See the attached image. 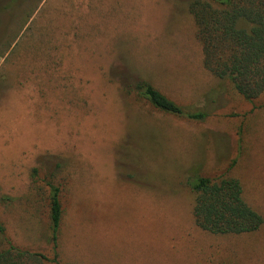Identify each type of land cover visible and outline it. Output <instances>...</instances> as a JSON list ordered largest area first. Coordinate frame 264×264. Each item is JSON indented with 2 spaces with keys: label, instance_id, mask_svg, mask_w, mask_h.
<instances>
[{
  "label": "rangeland",
  "instance_id": "obj_1",
  "mask_svg": "<svg viewBox=\"0 0 264 264\" xmlns=\"http://www.w3.org/2000/svg\"><path fill=\"white\" fill-rule=\"evenodd\" d=\"M194 1L0 0V252L13 245L46 264H264V225L215 235L193 216L188 181L229 168L253 106L204 68ZM140 82L207 118L155 108ZM246 195L264 213V192Z\"/></svg>",
  "mask_w": 264,
  "mask_h": 264
},
{
  "label": "trees",
  "instance_id": "obj_2",
  "mask_svg": "<svg viewBox=\"0 0 264 264\" xmlns=\"http://www.w3.org/2000/svg\"><path fill=\"white\" fill-rule=\"evenodd\" d=\"M202 45L204 68L219 80H228L235 91L255 107L264 93V0H195L190 5ZM157 109L204 121V112L184 111L151 84L136 86ZM233 161L220 176H195L188 181L195 195L193 216L196 225L215 235H243L259 231L264 218L244 199L241 182L232 176ZM60 190L50 197L51 240L55 247L62 219ZM42 254L13 245L0 252V264H46ZM57 264V257L53 259Z\"/></svg>",
  "mask_w": 264,
  "mask_h": 264
},
{
  "label": "crops",
  "instance_id": "obj_3",
  "mask_svg": "<svg viewBox=\"0 0 264 264\" xmlns=\"http://www.w3.org/2000/svg\"><path fill=\"white\" fill-rule=\"evenodd\" d=\"M255 107L247 111L241 117L240 129L241 136L239 156L234 158L236 162L232 176L237 178L243 187V196L246 202L255 209L264 218V213L257 210L256 207L247 199L248 190L254 192H264V179L258 184L259 188H253L255 175L264 176V154L259 153L257 149L264 151V93L254 102ZM254 164L255 173L251 171Z\"/></svg>",
  "mask_w": 264,
  "mask_h": 264
}]
</instances>
